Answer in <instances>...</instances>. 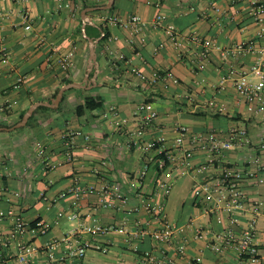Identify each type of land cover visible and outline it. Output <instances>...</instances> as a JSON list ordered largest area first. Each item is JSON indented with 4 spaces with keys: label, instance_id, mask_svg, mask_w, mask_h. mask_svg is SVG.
I'll list each match as a JSON object with an SVG mask.
<instances>
[{
    "label": "crops",
    "instance_id": "1",
    "mask_svg": "<svg viewBox=\"0 0 264 264\" xmlns=\"http://www.w3.org/2000/svg\"><path fill=\"white\" fill-rule=\"evenodd\" d=\"M108 2L0 0V124L6 125L0 126V210L13 208L28 222L51 223L46 236H35L16 231L9 219L0 220V264H71L52 262L41 250L23 263L18 259L19 246L31 242L41 247L49 238L62 237L95 220L106 226H122L126 222L134 229L137 222L149 219L144 209L132 210L144 196L164 200L168 218L180 227L176 241L186 245V252L178 256L179 264H237L231 251L217 254L211 244L214 235L225 226L242 229L251 212L239 216L238 223L230 225L227 220L220 224L215 214L208 213V207L197 200L195 184L208 175L199 170L206 154L197 152L191 166L174 161L173 187L168 197H163L158 184L160 179L170 177L158 175L154 160L146 175H142L147 155L155 159L158 150L145 153L141 146L129 143L128 135L138 127L136 112L145 102L158 112L149 133H165L168 140L159 149L176 157L182 152L175 145L176 127L181 125L196 133L226 130L244 122L252 140L259 142L264 137V107L250 108L231 82L224 88L219 85L230 65L247 70L256 59L253 52L226 58L222 56L223 49L254 39L259 27L247 17L239 0H115L111 12H96ZM94 4L99 6L92 7ZM159 13L166 14L163 25L172 24L181 33L180 48L174 46L163 25H154ZM102 14L124 21L139 15L142 22L136 31L120 23H103L99 20ZM103 24L110 31L109 52L99 51L101 36L87 32L93 26L103 35ZM27 25L31 28L27 29ZM194 36L214 41L216 47L209 57H201V45ZM90 39L98 40L95 58L91 55ZM71 50L75 51L73 64L65 68L60 60ZM133 68L147 78H139ZM157 72L165 77L153 82ZM66 79L76 85L65 92L64 100L63 95L55 102ZM86 96L103 98L104 106L79 116L76 108ZM38 103L42 104L35 112L40 106L50 109L38 111L31 123L16 127L29 108ZM221 107L223 110L219 111ZM75 131L90 139L75 137V160L69 161L65 135ZM256 155L254 148H242L224 153L221 160L255 171ZM45 161L50 162L49 167ZM76 177L97 189L78 207L75 195L69 192ZM109 184L124 192L127 205H101L102 200H109L101 190ZM242 187L248 203L262 206L255 243L260 264H264V183L246 176ZM75 210L79 217L70 220L67 215ZM61 211L65 216L57 218ZM197 234L201 235L196 237ZM98 237L108 251L92 249L82 264H142L140 255L145 250L161 253L150 236L135 241L138 250L126 243L122 230ZM67 248L61 246L56 254L63 255ZM171 254L175 256L174 249ZM197 256L202 257V262L195 260Z\"/></svg>",
    "mask_w": 264,
    "mask_h": 264
},
{
    "label": "built area",
    "instance_id": "2",
    "mask_svg": "<svg viewBox=\"0 0 264 264\" xmlns=\"http://www.w3.org/2000/svg\"><path fill=\"white\" fill-rule=\"evenodd\" d=\"M243 3V10L247 17H251L255 24L259 27L254 39L243 42L235 47L223 49L222 56L228 58L230 54L237 55L242 53H256V59L250 66V69H244L235 65H230L228 72L221 76L219 85L224 88L231 82L250 108L264 107V0H239ZM25 20L28 17L24 16ZM166 14L159 13L154 21L155 26L163 25ZM99 20L103 23L110 22L113 24H122L131 26L136 31L142 18L134 15L126 21L118 17L102 14ZM168 37L176 48H180L183 44L181 33L172 24L163 25ZM27 29L31 26L27 25ZM104 35V33H103ZM194 40L200 43V55L207 58L211 55L212 50L216 47L213 40L194 36ZM75 51L71 50L61 57V64L68 68L73 64ZM132 71L139 78L145 80L147 76L140 72L137 68ZM161 73H154L153 82L158 79H164ZM22 80L19 79V83ZM223 108H219V111ZM136 114L139 117V124L136 129L129 131V143L141 146L145 153L158 150L157 158L146 157L142 175H146L150 168L151 162L154 160L156 171L159 176L166 175L170 178H162L158 184V188L163 197H168L173 187L172 181V164L174 161H180L185 166H191L195 154L202 151L206 154L207 159L200 166V171H206L207 177L203 181L195 184L194 193L198 201L204 203L208 208V213H214L218 223L224 224L227 220L232 223H238V217L251 212L247 224L242 229L236 230L232 226H225L224 229L216 233L213 237L211 248L217 254L231 251L236 258L237 264H260L259 248L255 243L258 220L263 214L260 203H248L246 193L242 187V183L246 176L256 178V183H264V137L259 142H254L249 133L248 127L244 122L236 123L228 129L210 130L207 132H191L186 126L176 127L177 137L175 145L181 149V156L169 154L159 149V145L167 142L165 133L151 135L149 129L153 126L158 117V112L149 107L145 102L141 103ZM150 134V136L148 135ZM77 135H83L82 132H70L65 135L66 156L69 161L75 160L73 146L74 139ZM89 140V135H83ZM242 148H254L257 151L255 163L257 169L255 171L247 170L239 167L231 162H223L221 157L226 152L235 151ZM165 155L166 157H164ZM178 159V160H177ZM167 161L170 163L167 164ZM46 167L50 162L45 161ZM213 169V172H209ZM215 170V171H214ZM102 192L109 196V200H102V206L109 208H119L127 205L128 199L124 192L117 186L105 185ZM69 192L75 195V206H79V202L95 193L97 189L91 185L81 183L79 178H74L73 184L69 188ZM117 201L120 204H117ZM144 209L149 219L143 222H137L134 229H130L128 223L124 222L122 226L103 225L95 220L92 223H85L80 228L64 234L62 237L49 238L41 247L33 243H23L19 246L18 259L23 263H27L29 259L39 250H41L52 262L68 261L71 264H82L88 251L96 249L101 252H107L106 245L99 243V235L112 231H124L126 234L125 241L134 250H138L137 239H143L150 236L156 246L159 247L161 253L157 254L154 250H145L140 255L142 264H179L178 256L186 252L184 243L178 244L176 241L177 233L180 229L173 223L166 212V202L164 200L147 199L145 196L141 199V203L132 210L138 211ZM65 216L64 212H59L57 218ZM70 220L79 217V213L75 210L67 215ZM9 219L13 222L15 230L21 233L30 232L35 236H46L51 230V223L42 220L28 222L18 214L15 209L0 210V220ZM88 234L85 238L83 235ZM201 234H197L199 237ZM66 245L68 248L63 255L58 256L56 250ZM174 249V255L171 251ZM197 262H202V257L197 256Z\"/></svg>",
    "mask_w": 264,
    "mask_h": 264
},
{
    "label": "trees",
    "instance_id": "3",
    "mask_svg": "<svg viewBox=\"0 0 264 264\" xmlns=\"http://www.w3.org/2000/svg\"><path fill=\"white\" fill-rule=\"evenodd\" d=\"M96 6H99V5H92V7H96ZM114 5L108 10V12H111L113 9H114ZM97 13H103L105 12L104 10H96ZM101 28L103 30V33L104 35H101V33H99V31L97 30V28L93 27V26H89L87 28V32L89 35L91 36H94V37H99L101 36V40L99 42V51L101 50H106L108 51V46H109V41H110V31H109V28L106 24H103L101 25ZM79 32L81 33V30L79 29ZM109 52V51H108ZM72 80L71 79H66L64 81L65 84H68V83H71ZM70 91V90H69ZM58 92V91H57ZM57 92L55 93V96L57 94ZM67 93V92H66ZM66 93L64 94V98L63 100L65 99L66 97ZM104 106V99L101 98V97H95V96H86L84 98V102L83 104H80L79 106H77L76 108V112L79 116L83 115L85 112L87 111H93V110H99V109H102ZM50 108L46 107V106H40L38 108V110L31 116L30 120H29V123H31L35 116H36V113L40 110H49ZM0 126H6V125H3V124H0ZM164 157H166L165 155H163ZM157 158V157H156ZM170 162L167 161V164H169Z\"/></svg>",
    "mask_w": 264,
    "mask_h": 264
},
{
    "label": "water",
    "instance_id": "4",
    "mask_svg": "<svg viewBox=\"0 0 264 264\" xmlns=\"http://www.w3.org/2000/svg\"><path fill=\"white\" fill-rule=\"evenodd\" d=\"M183 2H188L190 0H181ZM115 0H109V2L107 3V5L103 6V7H100V9H103V10H107V9H110L112 7V5L114 4ZM98 40H95V39H90V49H91V55L93 58L96 57V43H97ZM76 84L75 83H69V84H66L65 86H63L60 91L58 92L57 94V97L55 98V102H59L64 93L70 89L71 87H74ZM42 103H38V104H34L33 106H31L29 108V110L25 113V115L23 116L22 118V121L16 125V127H19V126H22V125H25L27 124V122L29 121V119L31 118V116L33 115V113L35 112V110L37 109V107L39 105H41Z\"/></svg>",
    "mask_w": 264,
    "mask_h": 264
}]
</instances>
